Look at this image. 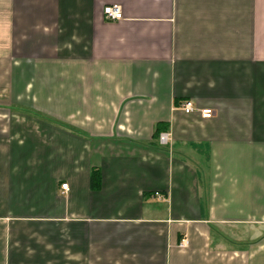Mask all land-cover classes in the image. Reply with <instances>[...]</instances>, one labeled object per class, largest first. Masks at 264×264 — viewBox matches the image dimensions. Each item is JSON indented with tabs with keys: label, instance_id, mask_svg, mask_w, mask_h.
Listing matches in <instances>:
<instances>
[{
	"label": "crops",
	"instance_id": "1",
	"mask_svg": "<svg viewBox=\"0 0 264 264\" xmlns=\"http://www.w3.org/2000/svg\"><path fill=\"white\" fill-rule=\"evenodd\" d=\"M0 264H264V0H0Z\"/></svg>",
	"mask_w": 264,
	"mask_h": 264
},
{
	"label": "built area",
	"instance_id": "2",
	"mask_svg": "<svg viewBox=\"0 0 264 264\" xmlns=\"http://www.w3.org/2000/svg\"><path fill=\"white\" fill-rule=\"evenodd\" d=\"M103 15L104 18L107 20H119L122 18V12L118 5H107L103 8ZM179 108L186 114L191 113L193 111H198L199 114L204 117L208 118L211 117L214 114V111L210 108H203V109H197L193 102L191 100H184L179 104ZM157 140L160 144L164 145L169 140V134L166 131L159 132L157 136ZM60 188L63 192L68 191V184L62 183L60 185ZM155 195L159 196L158 192H155ZM187 244V238L184 236L179 241V246L183 247Z\"/></svg>",
	"mask_w": 264,
	"mask_h": 264
},
{
	"label": "trees",
	"instance_id": "3",
	"mask_svg": "<svg viewBox=\"0 0 264 264\" xmlns=\"http://www.w3.org/2000/svg\"><path fill=\"white\" fill-rule=\"evenodd\" d=\"M160 124H157L154 130V136L158 134V132L160 131ZM99 173L97 170H92L91 173V186L94 189H97L99 187Z\"/></svg>",
	"mask_w": 264,
	"mask_h": 264
}]
</instances>
